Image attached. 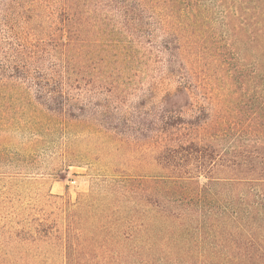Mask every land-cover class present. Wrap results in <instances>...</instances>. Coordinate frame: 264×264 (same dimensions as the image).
<instances>
[{"label":"trees","instance_id":"16d2710c","mask_svg":"<svg viewBox=\"0 0 264 264\" xmlns=\"http://www.w3.org/2000/svg\"><path fill=\"white\" fill-rule=\"evenodd\" d=\"M141 61L161 81L145 171L74 201L2 172L0 264H264V0H0V100L45 114L62 166L139 130Z\"/></svg>","mask_w":264,"mask_h":264},{"label":"rangeland","instance_id":"374dc122","mask_svg":"<svg viewBox=\"0 0 264 264\" xmlns=\"http://www.w3.org/2000/svg\"><path fill=\"white\" fill-rule=\"evenodd\" d=\"M142 62L134 63L135 74L125 76L124 99L128 108H123L130 114L132 125H138L139 130L122 125L119 131L123 134H118L119 137H115L113 142L104 143L99 136L89 143L82 142L80 147L90 154H87L88 160L81 159L74 166H62L58 157L53 156L59 153L61 144L56 136H51L52 123L45 114L21 109L18 105L22 99L16 93H12L9 100H0V152L4 151L11 163L8 166L0 165V174L17 172V167H22L23 173L35 175L25 181L23 191L50 192L74 201L79 194L90 190L97 176H108L116 169L124 175H137L145 171L148 157L138 142L144 139V134L152 133L150 127L154 128L151 121L158 105L161 81L150 79L154 74V63L150 66L152 73L145 75L146 64ZM231 97L235 99L234 102L237 100V95L231 94ZM11 133L14 138L8 139L7 135ZM36 135L39 137L38 143H33ZM135 138L138 141L135 142ZM3 252L0 250V255Z\"/></svg>","mask_w":264,"mask_h":264}]
</instances>
